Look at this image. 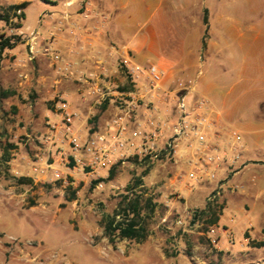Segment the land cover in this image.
<instances>
[{
  "label": "rangeland",
  "instance_id": "374dc122",
  "mask_svg": "<svg viewBox=\"0 0 264 264\" xmlns=\"http://www.w3.org/2000/svg\"><path fill=\"white\" fill-rule=\"evenodd\" d=\"M68 1L63 3L66 9L74 7L77 13L82 9L81 2L78 4L77 0H73V4L68 5ZM61 2L0 0V12L12 13L10 5L26 3L23 8L25 18L14 16L11 24L0 21V33L21 34L23 39L16 47L0 52V264L248 263L250 258L236 249H230L231 245L225 248L219 242L215 245L211 241L208 230L214 223V216L209 211H203L210 190L205 198L197 196L202 185L186 176L189 167L183 159L177 163L148 162L131 156L125 163L112 167L109 176H106L107 170L102 171L106 176L103 187L97 186L96 179L82 171L73 173L69 183L62 180L32 181L27 159L37 138L45 130L50 101L57 92L69 94L73 108L81 113L78 124L90 131L103 130L114 113L110 104L83 103L77 90L78 84L73 78L58 74L49 55L39 53L33 59L27 58L26 41L31 29H40L42 34H47L60 21L54 20L48 28H43L46 19L51 21L49 17L53 12L47 10L38 14L39 10L42 7L52 8ZM17 12L20 13V10ZM72 15L70 13L71 21ZM79 17L83 18L81 14ZM20 22L21 27H12ZM55 48L59 50L56 45ZM198 56L201 65L204 55L200 52ZM64 58L73 62L78 70L95 68L97 64V61L84 59L75 63L72 58ZM105 64L110 69L116 68L111 61ZM201 69L204 72L200 80H214L223 93L228 92L234 77L222 74L224 71L216 66H200ZM181 82H192L197 89L196 76L179 77L174 82L176 84L170 87H178ZM209 96L215 99L216 104H221L215 93ZM231 100V96L227 98V102L231 103ZM255 115L264 116V99L259 104L248 101L239 110L233 124L244 128L249 119L259 123ZM257 134H263V137L256 144ZM242 135L254 149L262 151L259 157L256 155L260 160L253 161L257 165L246 170L249 174L252 169L256 183L262 185L264 132L243 129ZM187 152L189 149L181 144L179 154L183 156ZM111 171H114L112 175ZM136 180H140L141 184L135 186ZM136 193L144 195L143 201L148 197L152 201L142 211L141 221L147 229L146 238L117 237L114 243L110 242L105 234L103 216L112 213L123 201L124 195L133 197ZM255 202L253 211L258 223L264 216V200ZM188 210L195 213L193 219L185 220L183 225L178 224V219L184 217ZM239 219L234 223L235 233L241 226ZM224 237L220 234L219 241ZM233 239L230 234L229 240Z\"/></svg>",
  "mask_w": 264,
  "mask_h": 264
},
{
  "label": "built area",
  "instance_id": "2783aa9c",
  "mask_svg": "<svg viewBox=\"0 0 264 264\" xmlns=\"http://www.w3.org/2000/svg\"><path fill=\"white\" fill-rule=\"evenodd\" d=\"M80 2L82 9L78 14L85 18L92 15V0H77ZM67 4L72 5V0ZM70 13L65 11L62 19H69ZM63 27L60 20L47 34L31 29L26 41L27 58L33 59L39 53L49 55L56 72L73 78L78 84L83 103L110 104L114 113L103 130L90 131L78 124L81 113L73 108L69 94L57 92L50 101L45 130L27 159L32 181L69 183L73 173L82 171L96 179L97 186L103 187L112 167L125 163L131 156L148 162L177 163L183 159L189 167L186 176L190 180L197 184L211 183L203 211L212 209L219 218L224 209L228 179L251 163L243 157L245 146L241 132L218 121L211 100L197 92L194 83L165 87L162 68L153 63H135L130 54L111 61L116 64L114 69L108 68L107 60L102 59L96 60L95 68L75 69L74 63L55 48ZM83 29L86 30L72 23L68 31L78 41L85 34ZM225 131L231 137L230 143L225 141ZM181 144L189 149L183 156L179 154ZM104 170H107L106 176L102 173ZM229 188L237 191L240 186ZM194 215L188 210L178 219V224L183 225L187 219L191 221ZM222 233L229 239L230 232L218 220L209 226L213 244H219L218 236ZM250 264L264 263L258 260Z\"/></svg>",
  "mask_w": 264,
  "mask_h": 264
},
{
  "label": "crops",
  "instance_id": "0c3cea01",
  "mask_svg": "<svg viewBox=\"0 0 264 264\" xmlns=\"http://www.w3.org/2000/svg\"><path fill=\"white\" fill-rule=\"evenodd\" d=\"M65 1L52 8L42 7L38 12H53L51 21L46 19L43 28L57 19L64 23L55 43L64 57L77 62L84 59L113 62L119 56L130 54L135 63H153L162 68L166 87L176 84L179 77L196 76L197 92L211 100L215 117L229 127L237 128L233 121L248 101L259 104L264 99V0H92V15L84 19L70 7L72 21L62 19L68 10L63 5ZM72 23L86 27L78 41L68 31ZM200 52L204 55L201 65ZM200 66H216L224 71L222 74L234 77L228 92L223 93L214 80H200L204 72ZM210 93H215L223 106L216 104ZM230 96L231 103L227 102ZM255 117L259 123L249 119L244 128H237L241 134L243 129L264 132V116ZM224 137L227 143L231 142L226 131ZM242 137L243 157L251 163L227 181V186L237 184L240 188L233 191L228 187L224 193V209L218 223L234 239L230 243L222 233L224 238L219 243L244 253L250 258L246 264L253 260L264 263V216L257 223L253 211L255 201L264 200V183H256L252 169L246 173L257 165L253 161L260 160L256 155L259 157L262 151L254 149ZM261 137L263 134L256 135V144ZM200 185L197 196L205 198L211 183ZM236 219L241 223L237 233Z\"/></svg>",
  "mask_w": 264,
  "mask_h": 264
},
{
  "label": "trees",
  "instance_id": "16d2710c",
  "mask_svg": "<svg viewBox=\"0 0 264 264\" xmlns=\"http://www.w3.org/2000/svg\"><path fill=\"white\" fill-rule=\"evenodd\" d=\"M26 6V3L13 4L10 5V12H0V21L4 20L5 22L11 24L12 18L23 19L25 18V13L23 8ZM20 10V13L17 11ZM22 23H16L12 27H21ZM21 34H11L6 35L0 33V52H3L5 49H12L17 46L18 43L22 42ZM9 160V158H5ZM114 171H111V175ZM25 178V177H23ZM141 184L140 180H136L135 186ZM143 194L136 193L133 197L129 195H124V199L119 203L118 207L112 212L107 213L103 216L105 223V234L109 238V241L114 243L117 237L143 240L147 236V229L142 223L143 219V209L145 205L152 204L151 199L148 197L143 201ZM145 202V203H144ZM209 212L214 216L213 222L218 220V216L215 212L210 209ZM262 244V243H261Z\"/></svg>",
  "mask_w": 264,
  "mask_h": 264
}]
</instances>
